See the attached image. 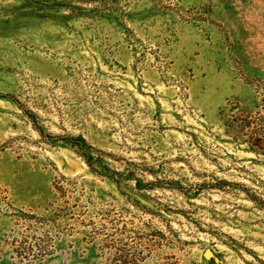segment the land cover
Listing matches in <instances>:
<instances>
[{"label":"rangeland","instance_id":"rangeland-1","mask_svg":"<svg viewBox=\"0 0 264 264\" xmlns=\"http://www.w3.org/2000/svg\"><path fill=\"white\" fill-rule=\"evenodd\" d=\"M0 264H264V0H0Z\"/></svg>","mask_w":264,"mask_h":264},{"label":"water","instance_id":"water-1","mask_svg":"<svg viewBox=\"0 0 264 264\" xmlns=\"http://www.w3.org/2000/svg\"><path fill=\"white\" fill-rule=\"evenodd\" d=\"M209 254H211V252H209Z\"/></svg>","mask_w":264,"mask_h":264}]
</instances>
